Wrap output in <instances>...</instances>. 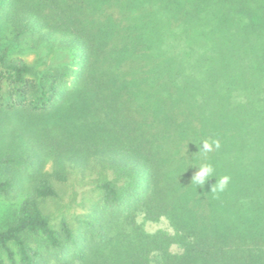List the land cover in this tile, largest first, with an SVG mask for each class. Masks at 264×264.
Masks as SVG:
<instances>
[{"label":"trees","instance_id":"obj_1","mask_svg":"<svg viewBox=\"0 0 264 264\" xmlns=\"http://www.w3.org/2000/svg\"><path fill=\"white\" fill-rule=\"evenodd\" d=\"M0 198V264H264V0H0Z\"/></svg>","mask_w":264,"mask_h":264},{"label":"rangeland","instance_id":"obj_2","mask_svg":"<svg viewBox=\"0 0 264 264\" xmlns=\"http://www.w3.org/2000/svg\"><path fill=\"white\" fill-rule=\"evenodd\" d=\"M21 56H23L28 62L33 61V58H34L33 55H31V54H23V55L21 54ZM12 117L15 118V121H23L22 124H27V125L31 124L29 122L30 121L29 117H27L24 114H14V115H12ZM34 122H35V124L33 123V125L38 124V121H34ZM47 167H48V164L46 165V168ZM3 170L5 171V169H3ZM60 192H61L60 196L64 200L63 201L57 200L58 204L62 203L61 206L64 205V206H66V208L70 207V205L72 204L73 195H74L73 188L71 186H67V187H64L62 189V191H60ZM0 202L4 203L2 198H0ZM58 204L56 201H53L51 203V206H49V210L55 211L56 214L58 213L60 215L61 214V211H60L61 206H58ZM138 223L143 224L144 230L146 232H149V233H154L158 230H166L169 232L171 231L169 224H168L167 220H165V219L161 220L158 223H152V222H145L142 217H139Z\"/></svg>","mask_w":264,"mask_h":264},{"label":"clouds","instance_id":"obj_3","mask_svg":"<svg viewBox=\"0 0 264 264\" xmlns=\"http://www.w3.org/2000/svg\"><path fill=\"white\" fill-rule=\"evenodd\" d=\"M216 148H219V143L214 142ZM203 150L204 151H211V145H209L207 142L203 143ZM213 174V168L210 164H204L202 165L198 171L193 176L192 180L195 184L201 186L205 185V183L212 177ZM231 178L229 176H222L218 180H216V183L212 186L211 192L214 194L222 193L225 191V189L228 187L230 183Z\"/></svg>","mask_w":264,"mask_h":264}]
</instances>
